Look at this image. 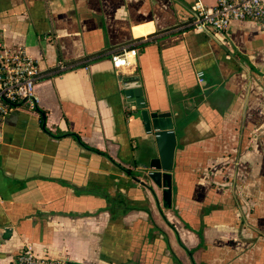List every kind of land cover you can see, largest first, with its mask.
Instances as JSON below:
<instances>
[{"label": "crops", "instance_id": "crops-1", "mask_svg": "<svg viewBox=\"0 0 264 264\" xmlns=\"http://www.w3.org/2000/svg\"><path fill=\"white\" fill-rule=\"evenodd\" d=\"M195 1L215 4L0 0V45L43 73L37 107L0 120V264L27 245L75 264H264V26L177 29ZM122 46L135 53L117 69ZM132 74L174 123L170 203L137 180L158 149Z\"/></svg>", "mask_w": 264, "mask_h": 264}, {"label": "built area", "instance_id": "built-area-1", "mask_svg": "<svg viewBox=\"0 0 264 264\" xmlns=\"http://www.w3.org/2000/svg\"><path fill=\"white\" fill-rule=\"evenodd\" d=\"M235 20H253L264 26V0H215L214 5L195 1L191 16L176 28L181 31H215L223 33ZM135 50L122 46L110 55L112 64L119 69L132 62ZM72 65L62 63L59 68ZM43 75L38 62L25 48L0 45V120L14 106L31 109L37 107L39 99L36 83ZM200 84L205 82V72H197ZM16 264H75L66 257L38 255L27 245L17 256Z\"/></svg>", "mask_w": 264, "mask_h": 264}, {"label": "water", "instance_id": "water-1", "mask_svg": "<svg viewBox=\"0 0 264 264\" xmlns=\"http://www.w3.org/2000/svg\"><path fill=\"white\" fill-rule=\"evenodd\" d=\"M124 93L129 102H135L140 110L144 128L153 134L158 155L150 160L149 169L145 171V181L139 180L144 186L152 183L162 190L164 199L170 203L172 193V171L174 168L177 134L170 112L149 109L145 103L140 77L136 74L121 78Z\"/></svg>", "mask_w": 264, "mask_h": 264}, {"label": "bare ground", "instance_id": "bare-ground-1", "mask_svg": "<svg viewBox=\"0 0 264 264\" xmlns=\"http://www.w3.org/2000/svg\"><path fill=\"white\" fill-rule=\"evenodd\" d=\"M105 151V150H104ZM123 167V166H122ZM121 211V210H120Z\"/></svg>", "mask_w": 264, "mask_h": 264}]
</instances>
